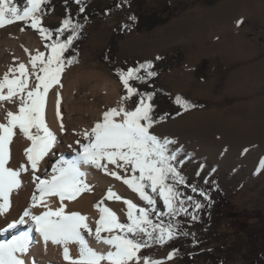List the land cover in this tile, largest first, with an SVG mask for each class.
I'll use <instances>...</instances> for the list:
<instances>
[{"label":"rangeland","instance_id":"374dc122","mask_svg":"<svg viewBox=\"0 0 264 264\" xmlns=\"http://www.w3.org/2000/svg\"><path fill=\"white\" fill-rule=\"evenodd\" d=\"M101 1L103 6L114 2ZM13 3L21 10L26 6V0ZM129 8L130 16L99 11L83 21V39L75 43L78 56L71 64L65 61L62 73L68 77L64 86L72 100L65 97L60 109L65 117L71 114L67 117L70 123L96 106L105 111L107 102L99 73L108 83L111 80L117 85L119 96L126 95L116 71L102 55L116 27L123 22L133 23L132 31L118 42L115 64L127 71L146 60L160 62L163 70L150 88L157 96L156 113H167V118L150 131L174 141L170 148L179 149L178 159L184 163L177 167L183 176L197 184L216 178L220 186L214 211L219 223L211 233L194 225L189 229L191 236L184 235L163 245L153 243L138 253L163 264H189L181 258L167 257L173 248L195 246V235H201L203 247L228 246L264 215V0H129ZM60 21L61 16L55 13L43 18L45 25ZM237 21L242 23L238 25ZM0 40V67L6 62L5 51L14 50L12 45L4 46L3 41L18 43L10 54L12 67L26 53L25 44L39 43L45 51V41L38 30L24 22L0 27ZM16 49L22 53L18 60L13 57ZM55 87L50 89L53 95L57 94ZM177 96L193 107L185 110L175 102ZM137 101L133 96L125 106L132 110ZM108 167L109 171L125 175L123 169ZM109 177L108 182L97 183L84 179L91 191L82 192L76 199L94 195V205L103 200L102 206L114 211L121 223H128L127 205L123 200L106 199L109 188L138 207H149L122 181ZM179 190L185 191L182 187ZM155 198L157 209L166 211L163 201ZM251 257L245 251L225 264H245ZM190 264L214 263L202 257Z\"/></svg>","mask_w":264,"mask_h":264},{"label":"snow or ice","instance_id":"6c2138e0","mask_svg":"<svg viewBox=\"0 0 264 264\" xmlns=\"http://www.w3.org/2000/svg\"><path fill=\"white\" fill-rule=\"evenodd\" d=\"M46 2L47 0H26V6L21 10L13 0H0V27L24 22L28 27L38 30L41 39L46 42L45 51L36 50L35 54L29 53L30 69L25 63L20 62L15 67L10 66L0 76V107H3L4 102H8L18 109L6 110L4 116L6 123H0V214L8 210L11 194L20 188L21 173L29 172L31 169L32 179L36 182V191L32 194L30 205L24 209L19 219L8 223L0 231L7 232L20 225L31 224L45 246L50 242L52 245L62 247L63 259L69 264H101L102 261H106L107 264H163L161 260L142 257L138 253L153 243L163 245L175 239L177 235H188L189 233L181 231V222L175 218L183 214L195 221L198 219L197 210L203 205L194 196H185L179 190V186L186 185L187 182L177 167L184 163V160L178 159L179 149L170 148L174 141L167 137H158L150 131L154 125L167 118V113L154 118L155 105L151 101L156 93H141L130 84L132 80L146 83L150 78L157 76V73L151 70L153 68L151 61L139 64L135 68H128L127 71L118 70L119 79L126 90L120 104L105 110L101 120L95 122L90 130L80 133L87 143L76 141L79 151L73 159L61 157L51 166L52 174L46 179L36 174L40 162L51 153L56 144V134L45 120L47 94L53 86H63L61 84V75L65 68L63 56L71 47L81 27L73 23L70 17H66L55 30L44 27L43 6ZM76 3L80 4L81 0H76ZM79 10L83 12L84 7L81 6ZM240 23L242 21H237L238 25ZM69 28L72 30L71 35L62 40L61 36ZM23 30L22 28L21 31ZM24 51L28 52V49L25 48ZM73 60L74 58L69 59L67 64L73 63ZM142 69L144 75L139 74ZM56 95L55 114L57 119L61 120L60 129L63 131L59 92ZM133 96H138L139 99L134 109L129 110L125 102ZM175 102L185 110L193 107L190 102L179 96ZM17 128L31 141V145L24 150L26 162L13 169L7 165L10 160L9 146ZM32 129H35V134ZM81 165L101 169L122 181L137 193L140 199L146 201L149 207H138L131 200L123 199L109 188L106 199L123 200L128 209V223H121L114 211L102 206V200L94 205L99 210L100 217L95 221L93 232L85 215L79 212L66 213L63 203L66 198L75 200L82 192L91 191V187L84 180L85 173L81 170ZM109 165L115 166V169H123L125 175L116 170L109 171ZM128 172H131L130 176L127 175ZM189 187L193 193L199 192L201 197L208 199L207 194L197 185L192 184ZM146 189H150L155 195ZM46 196H58L60 206L53 211L45 200ZM156 196L163 201L166 211L161 212L157 209ZM37 206L45 210L36 214L33 209ZM189 207L193 211L190 212ZM153 213L157 217L168 216L169 222L153 223L149 218ZM102 232L111 235L102 236ZM86 235L94 236L97 242L108 245L109 249L98 251L91 247ZM31 239L30 232L23 231L13 235L9 240L0 241V264H35V261L27 260ZM69 245L78 246V257L74 258L71 255ZM175 251L169 253L167 259L171 260Z\"/></svg>","mask_w":264,"mask_h":264},{"label":"bare ground","instance_id":"6f19581e","mask_svg":"<svg viewBox=\"0 0 264 264\" xmlns=\"http://www.w3.org/2000/svg\"><path fill=\"white\" fill-rule=\"evenodd\" d=\"M5 42L3 41L4 46L5 44L8 45V47L12 45L11 48L13 46L15 47L17 43L16 40H12V41L9 40L8 42L6 43ZM1 43L2 41L0 40V46H1ZM25 46L26 47L24 48H27L28 52H26L25 54L23 53L24 56H22V59H20L19 61L25 63L26 66L30 69L31 65L28 62L29 53L35 54L36 50H40V51L42 50H41V46L39 43H35V44L28 43V44H25ZM14 47L13 49L15 50ZM17 49L14 54L15 56L13 55V57L17 58L18 60L19 56H21L22 53H19V50ZM14 50H11V53ZM5 53L7 55L5 57L6 62H4V64L0 67V76H2L4 72L7 71V69L11 66L10 64V61L12 58V56L10 55L11 53H8V51H5ZM15 58L12 60L14 61ZM97 77L99 80V84H103L102 89L105 90L104 98L107 102L106 110L110 107H117L121 102V96H119L118 94L117 85L111 80H110V83H108V80L102 77L101 73L97 74ZM61 79L63 80V82H61L63 86L60 87L59 85H55L56 93L59 92L60 94V108H61L63 99L68 96L70 97V94H71V93L69 94V92L66 90L67 88L64 86V83L68 79V77L62 74ZM63 87H65V90L67 92L64 91L65 93L64 92L61 93V90ZM5 91L7 90L5 89ZM53 93L55 94V91H53ZM71 97L69 100H72ZM56 99H57V95H53L52 92L49 91V93L47 94V98H46L45 120L49 128L52 129L56 134V144L52 148L51 153L48 156H45L44 159L40 162L39 171L36 174L39 175L42 179H46L51 176L52 174L51 166L55 164L56 161L59 160L61 157L67 160H71L75 157L76 152L79 151V145L76 143V141L79 140L81 143H87V141L84 140L83 136L80 135V133H82L84 130H90L94 126L95 122L102 119V113L104 112V110H102L101 108L94 106L95 108L91 110L88 114L74 118V121L70 123L67 117H71V114H68L69 116L65 117L62 114L61 109H60L62 123L64 126L63 131H61L60 129L61 120L57 119L56 114H55ZM73 104L74 103L71 102V106H73ZM6 110L17 111L18 109L15 105H11L8 102H4L3 107H0V123H6V121L4 120V116L6 115ZM68 113H71V112H68ZM15 131H16V135L13 137L12 142L9 146L10 147V160L7 165L8 167H11L13 169L18 168L21 163L26 162L24 150L30 147L31 145V141L27 140L19 132L18 128ZM31 131L35 134V129H32ZM69 145H71L72 147L70 148ZM29 169H30V165H29ZM81 170L85 173L84 179L91 183H97L98 181H102V180L108 182L109 179H111V177H109V175L106 174L103 170L97 169L89 165H81ZM20 179L22 182L20 188L14 190L10 196V201H11L10 207L8 208L7 211L0 214V229L5 228L8 223L19 219L24 209L30 205L32 194L36 191L35 189L36 182L33 181L32 179L31 169L29 172L21 173ZM45 200L48 203L49 208H51L53 211L57 207H59L61 203L58 196H46ZM95 200L96 199L94 195L92 194L91 195L87 194L76 200H68L66 198L63 201V203L65 204V212L66 213L79 212L82 215H85L88 218L87 222L92 227L93 232H94L95 231V221L99 219L98 210L96 207H94ZM104 207L106 206L104 205ZM44 210L45 209L39 206L33 209L34 213L36 214H39L41 211H44ZM23 231H29L32 237L30 254L27 255L28 261L30 262L35 261V264H69L68 261H65L63 259L62 247L52 245L50 242L48 243L47 246H45L39 233L35 231L34 227L31 224L20 225L15 229H9L7 232L0 231V241L9 240L11 239L13 235H18L20 232H23ZM101 235L109 236L111 235V233L102 232ZM86 239H88L89 245L98 251H107L109 249L108 245H105L102 242H97L94 236L86 235ZM69 248H70L71 255L74 258L78 257L79 255L78 246L69 245ZM101 264H107V262L102 261Z\"/></svg>","mask_w":264,"mask_h":264},{"label":"trees","instance_id":"16d2710c","mask_svg":"<svg viewBox=\"0 0 264 264\" xmlns=\"http://www.w3.org/2000/svg\"><path fill=\"white\" fill-rule=\"evenodd\" d=\"M81 6L84 7L83 12L79 10ZM99 11H104L108 14L122 12L124 14H128L129 16L131 15V11L129 8V0H114V2L111 3L109 6H103L101 0H81L80 4L76 3V0H47L45 5L43 6V18L45 16L55 13L61 16V21L59 24L56 25H45L43 21L42 23L44 27L55 30L61 26V22L66 17H70L73 23L81 26L83 24V21H86L87 19L91 18ZM133 27V23L131 22L120 23L112 33L111 39L102 55V59L114 68L118 79V70L122 68L118 67L115 64V54L117 52V45L120 39H122L124 36H126L132 31ZM71 32V28L67 29L64 32L63 36H61V39H66L68 35H71ZM53 39H55V33L53 35ZM82 39L83 36H80L79 28L77 37L73 40L71 47L64 53L63 59L65 61H68L71 58H76L78 56L79 47H76L75 43L79 42ZM146 61H151L153 63V68L151 70L155 71L157 73V76L150 78L146 83H141L135 80L130 81L131 86L137 88L138 91L141 93L154 92L153 90H151L150 87L155 83V81L158 79L160 73L163 70L160 67V62H157L156 60ZM139 74L144 75V70L142 69ZM135 99L138 100L139 97L135 96ZM151 103L155 105V111L153 113L154 118L161 116L156 113V95L154 96ZM184 177L187 183L186 185L179 186L185 189V191L181 192L184 193L185 196H194L195 199L199 200L202 203L203 207L200 210H197L198 219L195 221L191 220V218L188 216H184L183 214L176 217L175 219L181 222V231L189 233V236H191L192 234L189 229H191L194 225L202 227L208 232L210 231L211 233V229L216 228L215 225L219 223L216 222L217 218L214 214L216 208L215 203L218 199V194L220 191L218 180L215 178L210 180L208 183L197 184L194 183L187 176ZM192 184L197 185L199 189H203V191L207 194L208 199L201 197L199 195V192L193 193L191 191V188L189 187V185ZM189 211L191 212L193 211V209L189 207ZM149 218L152 219L153 223H160L161 221H163V223L169 222L168 216L157 217L155 213L151 214ZM182 236L184 235H177L176 238ZM200 237L201 235H195L193 237L194 242L192 243H194L193 245L195 246H189L188 248L183 246H180L177 249L173 248V250H176L173 257L181 258L183 261L189 264L192 263L195 259L202 257H205L208 260H212L214 264H225L226 262L231 261L234 255L249 251L252 257L249 258L245 262V264H264V215L259 218L257 224L253 228L241 234H238L228 246L218 245L206 248L203 247L204 241L201 240ZM209 242L211 241L209 240ZM173 250H171L170 253H172Z\"/></svg>","mask_w":264,"mask_h":264}]
</instances>
